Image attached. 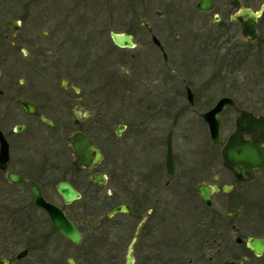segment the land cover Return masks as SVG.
<instances>
[{"label":"flooded vegetation","instance_id":"af4514ba","mask_svg":"<svg viewBox=\"0 0 264 264\" xmlns=\"http://www.w3.org/2000/svg\"><path fill=\"white\" fill-rule=\"evenodd\" d=\"M136 1L183 19L170 21L180 24L182 32H155L146 20H137L140 14L127 30L113 31L132 36L133 47L119 46L111 38L122 53L138 44L143 51L151 45L152 57L139 49L130 53L137 90L141 83L146 89L136 113L122 104L110 121L112 111L103 95L106 85L91 79L85 73L87 58L76 64L75 52L66 45L78 37L90 45V39L103 35L106 26L100 29L99 16H92L90 6H100L106 19L110 0H0V264H127L129 246L133 264H264V249L258 253L249 244L254 238L264 241V168H254L251 179H244L226 166L223 148L239 115L233 106L224 105L217 113L215 142L201 116L225 97L256 116L264 114V0H210V9H201V0L126 4ZM78 7L84 8L82 14ZM92 19L97 26L92 27ZM104 19L100 23H106ZM252 21L256 34L249 38L243 25ZM137 22L143 31L134 33ZM51 23L52 30L43 28L39 34L40 26ZM103 48L99 41L97 49ZM91 50L88 46V53ZM128 57L123 55L122 61ZM179 62L187 75L181 95L189 112L181 105L180 110L165 111L158 123L152 84L161 81L169 87ZM248 66L254 95L244 102L231 91L237 88L232 87L236 73L241 72L242 80ZM222 68L231 70L224 75ZM233 74L236 83L231 84ZM188 113L198 116L196 131L205 144L203 177L192 181L182 162L179 165L193 131ZM227 120L232 121L229 126ZM165 130L164 160L157 165L159 134ZM63 134L68 175L64 169L58 178H49V168L61 167L58 147ZM168 139L172 172L166 165ZM87 140L99 149L100 157L88 147L81 160L90 156V165H78L76 143ZM30 182L74 224L80 235L77 243L34 202ZM61 183L75 191L68 202L58 189ZM200 185L205 187L202 191ZM119 205L127 210L113 212ZM124 245L121 257L119 248Z\"/></svg>","mask_w":264,"mask_h":264},{"label":"rangeland","instance_id":"374dc122","mask_svg":"<svg viewBox=\"0 0 264 264\" xmlns=\"http://www.w3.org/2000/svg\"><path fill=\"white\" fill-rule=\"evenodd\" d=\"M129 0H110L108 10L106 9L107 18L104 19L101 14V7L96 6L95 4H92L90 8L92 7V16L95 17L93 14H98L99 23L98 26L100 29L103 25H105V32L100 37H93L91 40V44L88 45V39H84L82 37H78L75 39V42H71L70 44H66L67 46H70L73 52L76 54V64L82 63L86 58L88 60L87 62V68L85 73H89V76L91 79H96L98 82L97 84H104L106 85V90L104 91L103 95L107 96L109 105H110V111L112 116L116 114L119 109V107L123 104L125 106H129L128 110L130 113H136L139 110L140 104H139V96L143 94L144 90L146 89V86L144 87V83L140 84V88L138 91L135 83L136 79V73L133 68V59L130 56V53L135 52L137 49H139L142 53H146L147 55L152 57V48L151 45H148L145 47V51L142 50V45L138 44V46L135 49L127 50L126 53H122L120 49L114 47L111 41V37H109L110 31H120V30H127L128 24H130L131 20L134 16L137 14H140L137 18V20H146L149 24H151L154 27V31H160L161 34L165 35L168 33H174V32H182L180 29V24H170V21L175 19L182 22L183 19L180 17H177L174 15L168 16L166 14V11L163 7H151L150 5H140L138 1L135 3H131L130 5L126 2ZM157 0H150L151 3H154ZM162 4H166V0H161ZM89 5V4H88ZM225 7V6H224ZM152 8V9H151ZM181 9L183 7L178 8V12L181 13ZM223 8V6L221 7ZM226 8V7H225ZM50 9V8H49ZM78 12L81 13L84 8L78 7ZM51 10V9H50ZM155 10H160L161 14L155 13ZM183 12V10H182ZM145 13V14H144ZM82 14V13H81ZM8 15H6L5 19H8ZM170 17V19H169ZM101 19H104L106 23H100ZM97 21H94L92 19V27L97 26ZM138 23V22H137ZM136 26V28H132L131 30L136 33L139 31H143V27L139 25ZM52 23L50 25H42L38 28L39 34L41 33V29H51ZM8 30V28H6ZM171 34V35H172ZM140 36H137L136 34V40H139ZM181 37V35L179 36ZM69 41V40H68ZM93 41V42H92ZM102 43L103 51H99L97 49V44ZM51 45V44H50ZM88 46H91L92 50L88 53L87 48ZM106 51V53H104ZM180 52H182V49H180ZM224 53V51H221ZM124 56H129L128 60L122 61V58ZM224 58L221 57V61L223 62ZM135 64V62H134ZM79 69V68H78ZM228 70H231L230 68H222L223 74L227 75ZM173 73V80L169 82V87H166V84L164 85L161 81H155L153 85L154 90V105L155 108H153V111L156 110V116L157 122L159 123V118L163 116V113L165 111H176L180 110L181 105L185 108L187 112H189V106L186 105V99L185 97L181 95V92L183 91V79L187 77L185 74L186 71L183 66H181V62H179L172 71ZM144 73V71H143ZM152 73V72H150ZM251 67L248 66L246 69H243L242 72V80H240L241 72L238 71L235 74L232 75L231 81L233 80V77H238L236 81H232L231 84L236 83L235 85H232V87H236L235 91H231L234 96L242 101L252 100L254 95V87H253V81L252 75H251ZM155 74V73H154ZM144 75V74H143ZM144 79V76L141 77ZM151 79V78H148ZM148 79H145L147 84ZM224 82V78H223ZM169 89V91L167 89ZM138 94V95H137ZM170 98V99H168ZM251 104V103H250ZM253 106V104H251ZM234 113H232V116ZM110 116V121L114 118ZM188 125L193 126L192 132H189L190 135L187 139V145L183 148L182 146V155L181 160H179V165L182 162L183 169H186L189 176L190 181L193 180V178L197 177H203L201 175V168L204 163L203 157L201 156L203 153V150L205 149V144H202V141H200V135L199 132L196 131V119L198 116L196 114L188 113ZM229 116V115H228ZM126 117V118H125ZM124 118L128 119L130 118L128 115H126ZM228 118V117H227ZM232 121H228V126ZM166 130L164 133L159 134L160 138L162 139V142L160 144H157L158 152L156 155L157 159V165H159V162L163 164L164 160V154H165V139ZM63 138L60 140L58 151L60 152L61 157L58 158V163L61 164V167L59 165V168L51 167L49 168V178H58L60 174H62V170H66V174L68 175L67 167H63V164H66L69 162L68 158V147L67 145V134L62 135ZM180 147V144L178 143V146L175 145V150ZM181 149V148H180ZM48 163H52V161H48ZM221 166V165H219ZM181 167H178V172H180ZM164 174V172H163ZM54 176V177H52ZM195 181V180H194ZM193 181V182H194ZM193 189V188H192ZM191 204V202L189 203ZM247 222L245 219L242 220V223ZM122 249L121 257H125L126 249L127 247L124 245L123 248H119V250ZM123 262V261H122ZM121 263V260H120ZM125 264V263H121Z\"/></svg>","mask_w":264,"mask_h":264},{"label":"water","instance_id":"95a60500","mask_svg":"<svg viewBox=\"0 0 264 264\" xmlns=\"http://www.w3.org/2000/svg\"><path fill=\"white\" fill-rule=\"evenodd\" d=\"M199 7L204 9H210L211 3L210 0H201ZM147 29L152 31L151 27L148 24H145ZM243 34H245L249 38H254L256 34L255 29V21L251 24L244 23L243 25ZM112 40L119 46H127L133 47L135 45L132 41V36L122 33V32H111L110 33ZM154 40H157L156 37L153 36ZM233 106L238 112L239 115L235 121L236 128L232 132L233 134L229 137V141L227 145L223 148V154L225 157V164L229 169H233L239 177L244 179H251L253 174L254 168H264V146L262 142L264 141V114L263 115H254L252 112L246 111L244 109H240L236 106V103L230 97H225L221 99L210 111L207 113H203L201 116L207 122L210 137L213 142L218 140L219 136V127L220 121L218 118V114L223 106ZM243 134H250L251 137L247 139H243ZM85 145V146H82ZM171 144L170 140L168 139V153L166 155V165L169 172L173 170L172 164V155H171ZM90 147L94 151H96V158L100 157L99 149L96 148L91 141H86L85 143H81L78 141L76 143V149L78 153V165H90V156L87 157V161L81 160V152L83 149H87ZM4 152V150H3ZM3 154V153H2ZM1 154V159L5 160V156ZM80 157V159H79ZM3 163V162H2ZM3 165V164H2ZM4 166V165H3ZM10 177L13 174H9ZM15 177V175H13ZM11 179H20V178H11ZM33 191H34V202L38 205H42L51 216L54 224L58 229L64 233L71 241L77 243L75 241H79L80 235L74 228V224H70V222L64 216L63 211L56 207L55 205L45 201L41 196L40 189L38 185L30 182ZM199 190L202 191L204 186L200 185ZM60 193L64 196V199L68 202L73 198V195H76L74 190L69 186L68 183H61L58 186ZM207 195L203 194L204 199L207 201ZM123 205H119L114 208L112 211H120L124 210ZM126 209V208H125ZM127 210V209H126ZM249 243L250 246L256 250V252H261L264 249V241L258 240L256 238L251 239ZM131 246L128 247V254H127V264H133V256L131 252Z\"/></svg>","mask_w":264,"mask_h":264}]
</instances>
